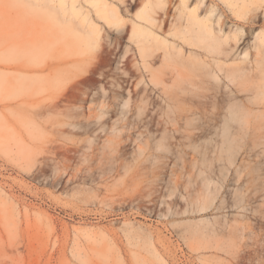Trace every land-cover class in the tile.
Instances as JSON below:
<instances>
[{
  "label": "rangeland",
  "instance_id": "374dc122",
  "mask_svg": "<svg viewBox=\"0 0 264 264\" xmlns=\"http://www.w3.org/2000/svg\"><path fill=\"white\" fill-rule=\"evenodd\" d=\"M34 1L0 0V241L6 225L19 264H264V120L227 127L225 102L207 125L205 71L151 42L145 62L132 35L146 12L181 44L179 0H105L118 19L76 0L65 22ZM235 3L201 0L199 12L216 8L225 64L249 70L239 98L261 100L264 2L251 24ZM190 81L202 87L168 109Z\"/></svg>",
  "mask_w": 264,
  "mask_h": 264
},
{
  "label": "bare ground",
  "instance_id": "6f19581e",
  "mask_svg": "<svg viewBox=\"0 0 264 264\" xmlns=\"http://www.w3.org/2000/svg\"><path fill=\"white\" fill-rule=\"evenodd\" d=\"M234 1L236 2L234 5H228L233 8H238L239 13L247 20L245 23L249 24L257 18V10H259L260 7L259 3L261 1L264 2V0ZM87 2L91 5L96 2V11L99 10L102 12V18L118 19V13L115 10H112L110 8V4L105 0H87ZM34 3L36 5L40 4L46 12L48 11V16H52V12L54 14H59L64 22L69 19V12L75 13L76 10V0H35ZM200 8L201 0L196 1L194 6H192L190 0H179L178 18L181 21L180 27L182 28L178 30L174 37L175 40L180 41L181 44L175 41L170 42L167 39L161 40L150 28L154 26L155 19L146 12L141 13L138 18H140L142 21L141 23L143 24L134 23V27L132 29V35L134 38H144L143 41L138 40V42H136L140 57L146 62V59L149 57L148 52L150 50V46H148L147 43L151 42L153 44H158L162 49H164L163 59L165 61H168L169 59L176 60L180 64L191 62L205 71L204 76L207 80L204 81L203 79L201 82L203 84H207V90H212L213 92L211 94L199 95L198 98L203 100H199L198 104H202L203 106L210 104L214 109L208 117L206 122L207 125L212 126L217 124L219 121V112L217 109L223 103L227 102V104L229 103L230 107L233 108L231 111L232 114L234 113V118H228L224 121L227 127H230L233 123L243 124L245 122L251 124L252 128H256L257 123H252L250 118L254 119L259 117L264 120V90L258 92L263 95L261 100L257 96H245V98H239V94L243 93L245 89H242L238 81L240 79L250 77L249 70L247 73L245 71L247 69L242 68L239 65L229 66L225 64V61L229 58V53L224 47V43H227L226 39L228 36L223 33L222 26L219 23L220 17L218 18L216 22L217 25L215 26V19L213 20V17L216 12V8L214 6H210L204 11L203 16H201V13L199 12ZM262 9H264V7H262ZM247 13L252 14L249 16ZM84 19L87 23L93 24L88 13L84 14ZM245 23L242 25L244 26ZM93 33L94 30L90 29L89 34ZM187 48L189 49V56L185 50ZM257 66L260 68L264 67V58H261L260 62L257 63ZM177 73L179 75V72ZM151 82L152 84L158 85L164 84L165 78L163 75H157L154 77V74L151 72ZM191 87L199 88L202 86L199 85V82L195 81H190L184 86L175 85L171 94L167 95L168 109H172V106H176L178 104V102L183 98L182 93H185L186 90L191 93ZM161 91L164 92V87ZM252 111L260 112L255 114ZM182 119L183 118L173 117L172 121L176 124H180ZM260 125L261 124H259V126ZM259 129L261 128L259 127ZM3 227L6 228V232H2L6 235L2 236V240L0 241L2 243V252L6 257L10 258V264H19L21 258H23L22 256H24L22 254L23 251L19 249V244H21V242H13L10 237L9 227H6V225ZM41 247H43L42 244ZM43 248L39 249L42 251ZM13 253L15 254V257L11 255ZM2 264L8 263L4 262Z\"/></svg>",
  "mask_w": 264,
  "mask_h": 264
}]
</instances>
